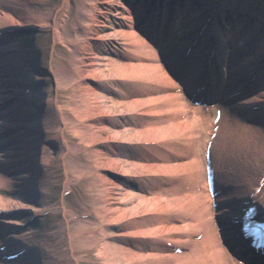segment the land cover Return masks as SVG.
Masks as SVG:
<instances>
[{
  "label": "bare ground",
  "instance_id": "bare-ground-1",
  "mask_svg": "<svg viewBox=\"0 0 264 264\" xmlns=\"http://www.w3.org/2000/svg\"><path fill=\"white\" fill-rule=\"evenodd\" d=\"M45 1L0 0V31L7 32L0 35V97L6 100L0 102V241L11 253L23 251L19 261L0 258V264H62L46 234L33 231L48 210L68 212L63 198L45 204L53 178L46 147L61 149L66 187L70 171L96 175L94 209L71 211L76 223L92 227L73 234L65 218L75 264V240L89 247L104 240L101 264H247L233 257L232 224L217 218L264 201V126L228 115L214 123L220 106L200 113L183 88L194 91L201 75V82H214L215 93L249 88L248 97L233 102L240 109L264 103V0H82L67 35L73 0H62L49 15ZM47 29L53 50L58 38L69 42L70 68H54L52 52L47 71L36 60L39 47L32 48L34 57L20 42ZM190 35L217 42L218 56L206 57ZM192 46L202 65L197 54L187 59L184 50ZM207 60L228 73L223 84L214 70L205 73ZM62 87L71 90L67 114L58 98ZM209 126H217L215 136L204 135ZM71 128L81 141L68 137ZM53 129L57 134L49 135ZM203 136L206 151L212 143L217 197L207 164L202 169L197 159ZM182 141L189 142L188 153L168 148Z\"/></svg>",
  "mask_w": 264,
  "mask_h": 264
},
{
  "label": "rangeland",
  "instance_id": "rangeland-1",
  "mask_svg": "<svg viewBox=\"0 0 264 264\" xmlns=\"http://www.w3.org/2000/svg\"><path fill=\"white\" fill-rule=\"evenodd\" d=\"M62 3V0H46L45 1V11L43 9V12L46 13V15H49L50 10H54L57 6H59ZM82 6V0H73L71 5V16L68 25L65 28L66 35L75 27L74 18H76V14L78 12V9ZM48 10V11H47ZM74 17V18H73ZM23 39L20 42H23L25 46L28 48V53L31 51V55H34L37 50L32 48L39 47L40 52L39 56L36 54V60L38 62H41L43 67L49 70V61L51 54L53 52L54 57V68H70V46L68 41H63L61 39L56 40L55 50H53V35L47 30L39 31L38 34H25V36H22ZM37 46V47H35ZM35 51V52H34ZM30 54V53H29ZM120 59V58H119ZM33 76V75H32ZM48 84H52L54 78L52 75H47L44 79ZM38 86L41 85V82L36 81ZM44 94H53V90L49 91L40 89ZM70 94L71 90L67 87H62L59 91V103L62 106V109L67 114L68 108H69V102H70ZM185 97V96H184ZM185 100H188L185 97ZM189 104H192L188 101ZM196 113V112H195ZM194 112L191 113L192 116L195 115ZM213 128L212 126L208 127V129H204L203 133L204 135L210 134L212 132ZM68 137L71 138L73 141H81L82 137L81 135H78L76 130L69 129L67 130ZM56 130H50L49 135H56ZM206 138V137H205ZM204 136L199 140V155L197 156V159L202 160V169H204L205 165L207 164V151L204 146L205 142ZM59 141L60 145L63 146V140L59 137L57 140ZM170 150H178L179 152H189L190 145L189 142H181V144H177L174 146L168 147ZM46 150L51 154L52 156L47 160L46 168L51 171L53 178L52 183H50V186L47 187V192L45 196V204L47 207H51L54 204L61 201L63 198L65 200L66 206L68 208V212L65 216L64 212L59 210H48V212H45L43 214V220L41 226H35L33 227V231L35 232H43L46 234L43 237V240L48 241L49 244L52 245V249L55 250L57 255H61L62 264H75L74 258H72L70 254V249L68 245V238L66 236V226H65V218L69 220V227L70 231L72 233L76 234L79 233L81 229H87L89 227H92L90 224H78L72 217L71 211H76L79 214H82L84 212H89L94 209V206L92 205L95 201L96 194L93 190V182L96 178L95 173H87V174H81L78 171H70V176L72 179V184L69 187L65 186V180H66V168L64 165L63 158L61 156V149L60 150H54L51 147H46ZM168 152V149H165ZM89 154L86 151H82L81 155L85 156L86 158H89ZM192 157H189L186 162H184L185 165L190 166ZM207 166V165H206ZM34 226V225H33ZM86 226V228H85ZM97 231V229H96ZM103 231L102 228L98 230ZM87 233V232H85ZM104 240H100L95 246H83L81 244H78L77 241L73 242V249L74 254L79 260V264H101L102 261H104V256L102 255V251H104L105 245Z\"/></svg>",
  "mask_w": 264,
  "mask_h": 264
}]
</instances>
